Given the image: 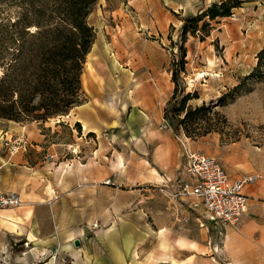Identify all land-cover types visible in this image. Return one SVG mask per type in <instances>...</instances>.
<instances>
[{
  "label": "rangeland",
  "instance_id": "rangeland-1",
  "mask_svg": "<svg viewBox=\"0 0 264 264\" xmlns=\"http://www.w3.org/2000/svg\"><path fill=\"white\" fill-rule=\"evenodd\" d=\"M104 1L97 0L87 18L97 51L90 49L83 65L85 111L76 108L64 120L46 122L0 118V132H22L11 141L23 140V132L45 135L37 150L34 140L24 139L28 164L2 172L0 181L11 189L0 191L19 194L33 186L52 201L59 196L58 218L52 217L50 227L55 231L56 220L63 229L61 238L56 233L49 241L31 242L25 228L11 232L0 225V264H264V248L240 232L241 221L228 226L232 233L216 229L200 208L175 213L165 182L179 176L181 167L161 149L170 142L222 165L226 156L237 167L249 153L253 161L263 152L264 0H243L229 16L211 20L207 35H187L177 98L189 93L187 104L209 106L193 126L210 131L194 139L176 130L164 109L173 94L170 69L179 57L183 19L213 0H106V6L118 1L115 17L103 13ZM15 9L12 0H0V22L13 18ZM97 109L103 129L95 126ZM141 112L163 117L162 126L173 132H127L129 115ZM83 115L93 116L88 126L77 121ZM93 132L104 133L105 145ZM56 142L62 144L59 152ZM63 160L69 164L53 169ZM21 200L0 209L19 211ZM26 224L20 223L27 231Z\"/></svg>",
  "mask_w": 264,
  "mask_h": 264
},
{
  "label": "trees",
  "instance_id": "trees-1",
  "mask_svg": "<svg viewBox=\"0 0 264 264\" xmlns=\"http://www.w3.org/2000/svg\"><path fill=\"white\" fill-rule=\"evenodd\" d=\"M97 0H12L14 17L0 22V118L15 122H46L85 102L81 73L95 38L88 15ZM243 0H213L204 10L183 19L179 57L171 65L173 94L164 117L194 139L209 132L194 127L209 106L187 104L191 94L177 98L185 69L187 35H207L211 20L229 16ZM202 22V24H200ZM203 39V37H202ZM264 50V48H263ZM262 54V51L259 52ZM78 125V124H77ZM198 129V130H197ZM193 132V134H192ZM197 132V133H195Z\"/></svg>",
  "mask_w": 264,
  "mask_h": 264
},
{
  "label": "crops",
  "instance_id": "crops-1",
  "mask_svg": "<svg viewBox=\"0 0 264 264\" xmlns=\"http://www.w3.org/2000/svg\"><path fill=\"white\" fill-rule=\"evenodd\" d=\"M107 1L105 0L104 3L100 4L101 10L104 14H109L110 16H116L117 14H120V5L117 2L112 3V5L106 6ZM125 20V19H124ZM96 36L94 38V42L91 46V51L96 52V48L94 51V45L96 44ZM90 53H87V55ZM86 55V56H87ZM83 77H86V82H83ZM81 84H87L88 79L86 76V72L84 70V67L82 69V73L80 76ZM138 95V93H137ZM87 103L80 104L78 106H75L72 108L69 113L62 117V120L65 119V117H68L72 110L79 108L81 111H85V106ZM81 111H79L81 113ZM95 112V117L97 121H94L96 123V127L98 129H103L105 126L104 122L102 121V116L100 109H97ZM63 116V115H62ZM161 116V115H160ZM90 119H93V116L91 117H84V115L77 119V121L81 122L83 125L87 124V126L90 123ZM104 119V118H103ZM93 122V121H92ZM112 122H115L112 120ZM93 124V123H92ZM163 124V117H159L158 115L152 116L151 113L148 112H141V113H135L129 115V118L126 121L127 126V132H173V129L166 128L162 126ZM108 125V124H106ZM114 125V124H112ZM93 131V130H92ZM22 132H0V151L1 148L5 146L6 149H4L7 153L3 155L0 152V177L2 176V172L11 170V167L17 166L18 164H22L21 166L26 167L27 157L25 155V152L27 151V145L26 140L30 142V140H34L36 143L34 148L37 150L41 148L38 143L44 141L45 135L40 132H34L33 134H24L23 132V140H17L16 138L14 140H10L9 137L11 136H17L20 135ZM95 133L96 137L99 138V144L100 147L105 145L106 141L104 138V133L102 132H93ZM31 135V136H30ZM73 136V135H72ZM9 139V140H7ZM8 141V142H7ZM15 144L18 147L17 151L14 153L9 152V145ZM25 145V149H23V144ZM57 146L56 150L59 152L61 150L62 145L60 142H56ZM32 146V145H31ZM33 147V146H32ZM190 147V146H189ZM160 149V147H159ZM163 155H165L168 159V161L172 165H176L177 168H180L184 162V154L185 151H192L191 148H176L174 145H172L170 142L163 146L162 148ZM3 152V151H2ZM221 161L223 163V167L225 168L226 172L232 179H238L244 175H251V174H257L259 177L257 180H255L252 183L247 184L244 187V194L247 196V210L243 214L241 218L240 223V232L244 233L248 238H255L257 242L264 248V150L262 153H258L255 155L253 161L251 159V153L247 156L245 159V162L241 164L240 167L235 166L234 160L229 159L226 156L221 157ZM74 163V162H73ZM25 164V165H23ZM66 164H69L67 161H57V163L54 164L53 169L59 170L63 168ZM36 165V164H35ZM20 166V165H18ZM38 166V163H37ZM40 166V164H39ZM70 168V167H69ZM174 177V178H173ZM174 176L172 174L169 178H167V182H165L167 185L171 186L173 181L178 177ZM11 188H8V186H4L2 182L0 181V190H10ZM32 189V190H29ZM46 193V191H45ZM20 198L23 199L24 204L21 206L19 211H12V209H0V225L2 227H5L11 232H19V230L22 232L24 231L27 235V240L33 242L36 239H46L49 241L54 235L57 233L58 237L61 238L59 233H61V225L56 222L58 218V208L59 203L57 201H60V197H56L54 201L51 200V197L49 196H41V192L37 190V188L34 187H28L25 191H19ZM52 217H55V231H53L50 227V221L52 220ZM27 220V224L30 225V229L23 225H20L21 221ZM216 229H219L220 227L213 224L212 222H209ZM228 228V232L235 233L234 228L226 226L225 229ZM20 232V233H21ZM65 237V236H64Z\"/></svg>",
  "mask_w": 264,
  "mask_h": 264
},
{
  "label": "built area",
  "instance_id": "built-area-1",
  "mask_svg": "<svg viewBox=\"0 0 264 264\" xmlns=\"http://www.w3.org/2000/svg\"><path fill=\"white\" fill-rule=\"evenodd\" d=\"M17 149L15 144H11L8 150L14 153ZM258 177L251 174L232 179L214 156L198 150H186L179 176L169 186L167 194L177 206L175 213L180 208L194 211L200 208L208 222L225 228L241 221L247 210L244 187ZM21 203L17 192L0 191V208L19 206ZM182 220L188 219L184 217Z\"/></svg>",
  "mask_w": 264,
  "mask_h": 264
},
{
  "label": "water",
  "instance_id": "water-1",
  "mask_svg": "<svg viewBox=\"0 0 264 264\" xmlns=\"http://www.w3.org/2000/svg\"><path fill=\"white\" fill-rule=\"evenodd\" d=\"M59 116H62V115H59ZM74 244H75V246H77L78 245V240H74Z\"/></svg>",
  "mask_w": 264,
  "mask_h": 264
}]
</instances>
